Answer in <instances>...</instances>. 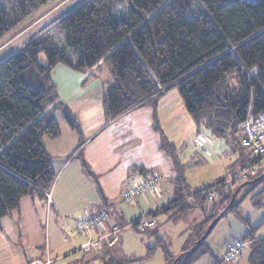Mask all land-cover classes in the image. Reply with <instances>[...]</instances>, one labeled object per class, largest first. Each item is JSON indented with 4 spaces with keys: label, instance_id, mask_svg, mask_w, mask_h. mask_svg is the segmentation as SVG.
<instances>
[{
    "label": "trees",
    "instance_id": "1",
    "mask_svg": "<svg viewBox=\"0 0 264 264\" xmlns=\"http://www.w3.org/2000/svg\"><path fill=\"white\" fill-rule=\"evenodd\" d=\"M53 1L12 0L9 17L0 9V40L16 28L21 33L27 32L20 25ZM128 2V20H117L110 11L111 0H79L51 21L64 33L65 48L53 44L45 47L44 40H40L0 57V222L19 209L24 197L48 202L47 195L56 177L42 139L60 137L55 118L59 113L78 137L74 156L82 172L91 179L104 207L97 214L106 215L99 228L110 215L116 224L109 232L113 227L121 230L126 227L115 210L116 204L107 203L98 177L84 159L79 121L59 100L50 76L57 65L94 77L105 70L108 78L103 84L101 105L107 122L138 108L152 109L153 129L159 133L161 149L170 157L176 173L172 180L174 197L164 213L174 211L169 218L173 223L191 212L201 218L179 254L172 255L169 245L160 240L157 247L147 248V256L160 248L165 264L175 261V264H192L210 254L205 240L191 250L211 221L230 203L234 189L225 180H216L212 185L191 190L185 174L178 170L174 158L163 146L156 125L155 102L175 90L197 131L207 130L225 141L233 152L238 151L236 164L228 167L230 171L257 165L258 159L241 147L240 139L245 122L264 114V0ZM28 67L36 70L44 89H34L22 81L21 72ZM229 76L234 78L233 85L227 81ZM263 169L264 166L258 167L256 178ZM262 182L264 179L251 187ZM210 187H216L219 193L214 202L206 194ZM237 194L222 218L247 196L241 195L236 202ZM151 214L147 215L155 216ZM244 227L242 240L237 242L248 247L246 263L264 264V236L257 237L248 223L244 222ZM151 230L146 232L151 234ZM106 256L110 264H122L109 253H102L100 258L107 260ZM237 257L230 261H223V257L218 261L212 259L214 264H225L235 262Z\"/></svg>",
    "mask_w": 264,
    "mask_h": 264
},
{
    "label": "crops",
    "instance_id": "2",
    "mask_svg": "<svg viewBox=\"0 0 264 264\" xmlns=\"http://www.w3.org/2000/svg\"><path fill=\"white\" fill-rule=\"evenodd\" d=\"M41 19L21 26L27 30L32 29ZM18 32L0 45V54L23 34ZM50 76L59 100L79 121L83 157L98 177L107 203L116 204L115 210L125 222V229L135 228L128 225L151 213L155 214L153 217L157 225V219L169 213L163 210L168 209L174 197L172 180L176 173L170 157L161 149L159 133L153 129L152 109L148 106L138 108L107 122L101 105L103 84L108 78L106 71L94 77L57 65ZM55 118L60 137L54 140L42 139V146L51 158L56 177L50 202L24 197L20 200L19 209L1 220L0 264H30L35 259L46 258L50 259L51 264H103L101 259L105 260V257L100 259L101 254L108 253L109 248L119 243L122 230L114 246L108 247L104 239L100 242V248L84 249L88 241L107 234L112 225L116 224L110 213L101 228L81 235L72 233L77 218L95 216L104 207L101 206L91 179L82 172L74 156L78 145L77 135L59 113L55 114ZM70 168L78 193L67 190L65 180ZM135 181L155 185V194L142 193L129 202L125 201L127 187ZM59 187L68 191L61 199L58 198ZM96 260L99 261L96 263Z\"/></svg>",
    "mask_w": 264,
    "mask_h": 264
},
{
    "label": "rangeland",
    "instance_id": "3",
    "mask_svg": "<svg viewBox=\"0 0 264 264\" xmlns=\"http://www.w3.org/2000/svg\"><path fill=\"white\" fill-rule=\"evenodd\" d=\"M78 1L54 0L36 11L21 25L30 24L40 17L42 19L34 24L32 29H28L27 32L23 33V35L6 47L0 54V57L13 53L30 42L40 40H44L45 47L53 44L59 49L65 48L64 33L57 29L51 21L70 9ZM245 1L252 2L257 0ZM129 7L128 0H111L110 11L115 19L128 20ZM0 9L9 17L10 13H12V0H0ZM21 25L20 27H22ZM18 30L19 28L14 29L1 39L0 45L7 41L12 34L17 33ZM67 52L71 54L69 50ZM71 59L75 62L73 55ZM40 61L43 62V59L41 58ZM20 76L26 85L34 89L45 88L44 82L33 67L23 70ZM227 81L230 85H233V76H229ZM155 103L156 125L162 134L163 146L174 158L178 170L185 174L186 181L191 190H199L203 186L212 185L216 180H225V184L231 190L232 187L234 189L232 195L239 192L236 202L241 198V195H247L244 200L236 203L233 211L228 212L218 221L205 239L204 244L209 249L210 254L208 253L200 257L192 264H214V259H217V261L222 260L226 248L232 245L235 240H242L241 236L245 231L244 222L248 223L250 228L255 229L257 237L264 236V182L254 188L251 187V184H245L248 182V179L254 177L256 171L251 177H247L244 180L228 182L229 175L227 174L230 171L228 167L236 164L238 151L233 152L225 141L213 137L207 130L201 129L197 131L190 117L184 112L175 90L163 94L156 99ZM70 167L74 166L70 165ZM225 167H227L226 171H224ZM236 170L231 171L229 174ZM186 171H189L188 174ZM263 173L264 169L261 170L260 174ZM188 175H191V177H188ZM241 181L243 182L241 183ZM65 182L68 185L67 190L69 192L78 193L79 190L73 177L72 168L68 170ZM180 186L183 187L182 184ZM67 190L59 187L58 198L61 199L68 192ZM51 193L48 194L50 197ZM173 214L174 211L163 218H158L156 228L150 231L151 234L149 232L141 233L137 228H123L119 233V243L108 250L110 257L120 260L122 264H165L160 248H156L153 255L149 257L147 256V248L157 247V242L162 240L165 242L164 244L169 245V252L172 255H177L183 248L184 241L188 238L194 226L201 221L199 214L191 212L179 219L180 221L173 223L171 221L172 218L169 219ZM67 233L70 236L69 231ZM247 254L248 247L245 246L235 262L231 261L225 264H247ZM47 260L49 261L50 259L46 258L45 261ZM69 260L70 258L67 259V261ZM130 260H133V262H130ZM98 261L96 260V263ZM101 262L110 264L108 257L107 260L101 259ZM92 263L94 262L92 261Z\"/></svg>",
    "mask_w": 264,
    "mask_h": 264
},
{
    "label": "built area",
    "instance_id": "4",
    "mask_svg": "<svg viewBox=\"0 0 264 264\" xmlns=\"http://www.w3.org/2000/svg\"><path fill=\"white\" fill-rule=\"evenodd\" d=\"M240 145L244 149L252 153L257 159L258 163L255 166H247L234 171L229 174L228 182H234L236 180H244L247 177H251L258 167L264 166V114H261L253 119L247 120L243 125V136L240 139ZM155 185L151 183H144L142 181H135L129 184L127 187V192L125 194V201L129 202L131 199L136 198L142 193H148L149 195L155 194ZM207 197L210 201H216L218 197V192L216 187H211L206 191ZM48 202L50 196L47 195ZM105 213L101 212L99 215L87 217L81 216L77 218L76 228L72 233L75 235H81L84 233H89L97 228H99L102 220L105 218ZM139 232L143 233L148 229L155 226L156 221L149 216H141L134 223ZM132 224L128 225L131 226ZM121 231L120 228L113 227L112 231L97 238L94 241H88L84 245L85 250L98 249L100 248V242L104 239L107 240V246L112 247L118 241V233ZM245 244L241 242H235L234 244L227 247L224 255L223 261H230L242 253ZM30 264H51L50 261L35 260Z\"/></svg>",
    "mask_w": 264,
    "mask_h": 264
},
{
    "label": "water",
    "instance_id": "5",
    "mask_svg": "<svg viewBox=\"0 0 264 264\" xmlns=\"http://www.w3.org/2000/svg\"><path fill=\"white\" fill-rule=\"evenodd\" d=\"M264 179V173L261 174L259 177H257L256 179H254L251 182L245 183V184H254L257 183L258 181ZM236 194V193H235ZM234 195L231 196V201L230 203L227 205V207L217 216L215 217L211 223L208 225V227L206 228L205 232L203 233V235L200 237V239L198 241H196L193 249L191 250V252H193L196 248H198V246L208 237V235L210 234V232L213 230V228L215 227V225L218 223V221L222 218V216L225 214V212L229 209V207L231 206V204L233 203L234 200ZM176 262V261H175ZM172 263V264H175Z\"/></svg>",
    "mask_w": 264,
    "mask_h": 264
},
{
    "label": "clouds",
    "instance_id": "6",
    "mask_svg": "<svg viewBox=\"0 0 264 264\" xmlns=\"http://www.w3.org/2000/svg\"><path fill=\"white\" fill-rule=\"evenodd\" d=\"M144 216H145V215H144ZM146 216H148V215H146ZM149 217H151V216H149ZM152 218H153V217H152ZM153 219H154V218H153ZM154 220H155V219H154ZM135 222H136V221H133V222L130 223V224H132L131 227L134 226V227L136 228V226H135V224H134ZM155 226H156V224H155ZM155 226H154V227H155ZM154 227H152V228H150V229H148V230H151V229H153ZM137 230H138V229H137ZM148 230H147V231H148ZM145 232H146V231H145Z\"/></svg>",
    "mask_w": 264,
    "mask_h": 264
},
{
    "label": "bare ground",
    "instance_id": "7",
    "mask_svg": "<svg viewBox=\"0 0 264 264\" xmlns=\"http://www.w3.org/2000/svg\"><path fill=\"white\" fill-rule=\"evenodd\" d=\"M257 116V115H256ZM254 117V116H253ZM213 132V131H212ZM247 159H249V158H247ZM249 163V162H248ZM247 165V164H246ZM248 166V165H247ZM240 167H242V166H240ZM261 175V174H260ZM254 177H255V175H254ZM256 178V177H255ZM229 190V189H228ZM247 190V189H246ZM35 260H41V261H45V260H43V259H35ZM35 260H33V261H35ZM32 261V262H33ZM50 261V260H49ZM51 262V261H50Z\"/></svg>",
    "mask_w": 264,
    "mask_h": 264
}]
</instances>
